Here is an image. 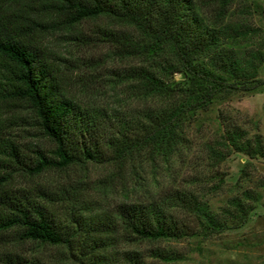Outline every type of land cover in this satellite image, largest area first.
I'll return each instance as SVG.
<instances>
[{
	"label": "trees",
	"instance_id": "16d2710c",
	"mask_svg": "<svg viewBox=\"0 0 264 264\" xmlns=\"http://www.w3.org/2000/svg\"><path fill=\"white\" fill-rule=\"evenodd\" d=\"M99 15L129 25L140 35L141 41H118L121 55L170 53L175 68L165 65L169 73L177 70L182 75V88L170 86L146 68L131 70L138 93L165 98L170 101L167 106L144 110L138 118L89 109L63 93L56 65L40 46L36 31L46 23L72 26ZM245 32L239 26L207 24L193 0H0V244L26 239L62 245L77 264H144L138 251L112 249V233L121 229L128 239L144 240L192 235L167 206L193 214L204 233L219 231L222 224L189 192H176L166 206L131 202L116 205L112 216L71 214L73 225H67L36 200L45 193L34 195L6 183L14 171L35 175L77 162H121L146 146L169 152L186 117L215 95L264 85V79L255 77L261 55L239 56L227 44ZM22 111L31 114L30 124L52 149H26L14 139L8 128L27 124L18 114ZM224 140L248 157L264 155L259 137L247 139L237 128L226 130ZM145 255L162 261L178 258L159 249ZM0 264L38 263L5 250L0 252Z\"/></svg>",
	"mask_w": 264,
	"mask_h": 264
},
{
	"label": "rangeland",
	"instance_id": "374dc122",
	"mask_svg": "<svg viewBox=\"0 0 264 264\" xmlns=\"http://www.w3.org/2000/svg\"><path fill=\"white\" fill-rule=\"evenodd\" d=\"M193 1L207 24L246 30L227 44L239 56L259 53L255 77L263 80L264 0ZM36 32L40 46L56 65L63 93L89 109L105 108L139 118L144 110L167 106L169 100L141 96L134 88L131 70L138 67L174 88L184 87L182 75L176 69L169 73L165 65L171 63L175 68L169 52L152 57L121 55L118 41L141 38L131 26L108 16L82 19L72 26L46 23ZM110 33L116 35L114 40ZM18 114L27 124L8 128L14 139L26 149H52V143L30 124L31 114ZM233 128L250 140L258 136L264 151V85L215 95L205 107L186 117L180 138L169 152L146 146L121 162H77L35 175L14 171L6 186L30 189L34 195L45 193L36 200L67 225H73L71 214L112 216L116 205L131 202L166 206L176 192H189L222 224L219 231L204 233L193 214L167 206V211L190 227L192 235L128 239L117 229L112 233V249L138 251L144 264H264V155L248 157L228 147L224 132ZM150 249L173 252L178 258L162 261L146 256ZM5 250L38 264H77L62 245L25 239L1 243L0 252Z\"/></svg>",
	"mask_w": 264,
	"mask_h": 264
}]
</instances>
